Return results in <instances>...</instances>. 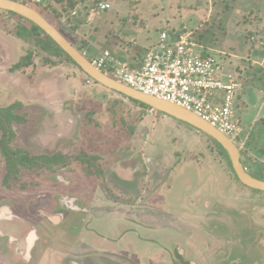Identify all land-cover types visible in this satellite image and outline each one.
Wrapping results in <instances>:
<instances>
[{
    "label": "rangeland",
    "instance_id": "rangeland-1",
    "mask_svg": "<svg viewBox=\"0 0 264 264\" xmlns=\"http://www.w3.org/2000/svg\"><path fill=\"white\" fill-rule=\"evenodd\" d=\"M19 1L58 28L69 25L60 31L79 50L90 42L124 63L131 54L148 53L162 31L183 27L205 48L224 53L225 70L243 84L235 108L244 126L241 161L264 181V0H93V5L105 1L111 8L89 22L88 7L80 9L85 24L62 6L54 11L46 9L48 3ZM25 24L0 10V210L10 202L17 204V213L38 223H30L29 230L39 228L43 225L35 215L46 213V203H40L46 195L53 212L57 201L50 194L61 200L74 196V189L78 195L77 186L85 199L89 189L97 192L93 201L101 208L93 211L97 225H102L95 231L100 230L102 238L111 237V228L121 222L116 218L127 216L130 222L145 216L143 226L125 219L129 228L118 234L125 229L144 232L139 247L144 245L150 258L159 256L162 247H178L197 264H258L254 261L264 259V192L236 179L214 140L115 91L98 94L97 89H107L88 83L77 65L43 49V36L35 41L20 38ZM25 58L28 65L14 70ZM24 154L27 163L21 160ZM62 175L71 181L69 189L54 183ZM115 186L127 192L128 203L141 201L142 209L125 206L127 214L112 208ZM13 211L6 222L16 220ZM14 224L19 226V221ZM19 227L6 233L11 243L27 235ZM80 227L77 221L50 227V247L70 252L74 239L83 235ZM98 240L111 249L110 242ZM6 242L0 238V264L12 262ZM82 244L77 248H88ZM232 249L251 263L228 262ZM37 253L42 255L41 250ZM39 263L41 258L34 256L33 264Z\"/></svg>",
    "mask_w": 264,
    "mask_h": 264
},
{
    "label": "built area",
    "instance_id": "built-area-1",
    "mask_svg": "<svg viewBox=\"0 0 264 264\" xmlns=\"http://www.w3.org/2000/svg\"><path fill=\"white\" fill-rule=\"evenodd\" d=\"M31 1L42 5L51 0ZM110 8L109 3H101L91 8V13L100 15ZM193 34L187 27L173 33L161 32L137 68L129 67L108 50L80 52L95 69L115 81L195 114L243 148L244 126L235 109L243 84L238 76L225 70V54L205 48Z\"/></svg>",
    "mask_w": 264,
    "mask_h": 264
},
{
    "label": "flooded vegetation",
    "instance_id": "flooded-vegetation-1",
    "mask_svg": "<svg viewBox=\"0 0 264 264\" xmlns=\"http://www.w3.org/2000/svg\"><path fill=\"white\" fill-rule=\"evenodd\" d=\"M26 154V153H25ZM24 155H20L21 160L25 161V163L28 162V158ZM80 171H77V173ZM79 174V173H78ZM67 177V176H66ZM74 179V176H73ZM98 181V179H97ZM120 181V180H119ZM58 187L69 189V187L72 186L71 181H67L64 175H62V178H59V182H54ZM64 185V186H61ZM120 187V186H119ZM76 189L78 190V195L76 194V191L74 189L73 193L74 196H65L59 199L58 195L56 194H50L52 198H54L57 201V207L56 210L52 212V209L49 207V200L48 195L47 200L40 202L41 204L46 203V213L38 211L36 212L35 217H39L40 225L43 226H37V228H33L29 230L30 223L38 224L32 216L24 217V215H21L17 213L16 210L19 207H16L12 202H10V206H5L3 209L0 210V238H5L7 240L6 246L9 249L11 253V261H7V264H19V259L22 261V264H33L34 256H37L38 261H40L41 258V264L42 261L43 264L51 263V264H67L70 262V264H170V262H173V264H197L198 262H193L192 260L188 259L186 250H181L178 247H175L174 249L170 248H161V254L153 255L152 258L148 257L149 255L146 249H144V245L140 248L139 245L144 242V232L141 233L140 230L137 229L136 232L125 229L122 234H118L121 229L126 224H123L122 221H125L127 219L128 223L131 225H134L136 223V226L144 224L145 216L141 217V219H138L140 217H136L135 219H138L137 221L134 220V218L131 219L129 222V218L127 216L121 217L115 220L119 223L115 222V227L111 228V237H105L102 238V234L100 233V230L95 231L96 228L100 227L102 223H99L97 225L96 215L93 210L101 208L97 207L95 204L96 201H93V198L96 199L97 192H93L92 189H89V198L85 199L81 194V189H79L76 186ZM117 189V190H116ZM105 190V189H104ZM113 192L116 194L117 200H110L112 201L111 205L114 209L121 210L122 213H127V210L123 212V210L126 208H136V209H142L140 204L141 201L137 200V205H134L133 203H128L127 201V192L123 189H119L118 187L114 188ZM110 194V191H108ZM103 196H106L105 193H103ZM36 198V197H34ZM25 202V201H24ZM31 203L29 201L26 203V207ZM130 204V205H129ZM44 205V204H43ZM127 206V207H125ZM105 206H102V208ZM125 207V208H124ZM31 208V207H30ZM11 209H13L16 213V220L14 221H5V216L8 214L10 215ZM21 209V208H20ZM142 210L138 211L141 213ZM143 213V212H142ZM20 217V218H19ZM34 217V218H35ZM18 219V220H17ZM4 220V221H2ZM136 221L135 223H132V221ZM19 221V226L23 228L21 232H25L27 235L21 240L20 237H15L14 242L11 243V239L8 238L9 234H6L8 232H14L17 227L14 223H17ZM47 221V223H46ZM70 221H77L79 223V227L83 225V229L81 231V237L78 239H74V245L72 250L69 252L67 251V247H64L63 249H54L53 247H50V236L53 233H49L50 227L59 228L61 226H64L67 222ZM60 222L59 224H56ZM6 223V224H5ZM48 225V226H47ZM128 225V224H127ZM123 226V227H122ZM19 227V228H20ZM129 228V227H128ZM81 227L78 229L80 231ZM88 230V231H87ZM43 233V234H40ZM51 232V231H50ZM89 232V233H87ZM60 234V231L57 233V235ZM63 235V234H62ZM59 235V236H62ZM58 236V237H59ZM135 238V240L132 239ZM93 237V240L90 241L92 244H94V241H96L95 246L88 247V248H77V245L81 244L83 241H89L90 238ZM98 239H101L104 242H110L112 244L111 249H106L101 242H99ZM9 240V241H8ZM236 240V239H235ZM133 241L136 243H133ZM11 245L13 246H10ZM68 243V242H67ZM100 244L101 247H98ZM90 246L88 242H83L82 246ZM76 246V248H75ZM234 246V244H233ZM41 250L42 255H39L37 252ZM23 253V254H21ZM75 253V254H74ZM3 256V254H2ZM216 256V255H215ZM213 257V256H212ZM233 258V259H231ZM3 259V257H2ZM211 261V256H210ZM243 260L245 263H251L246 261L245 258L240 257L237 251L232 249L229 254V258L227 259L228 262L231 260ZM209 262V261H208ZM253 263V262H252ZM254 263L258 264H264V259L262 261H254ZM40 264V263H39Z\"/></svg>",
    "mask_w": 264,
    "mask_h": 264
},
{
    "label": "water",
    "instance_id": "water-1",
    "mask_svg": "<svg viewBox=\"0 0 264 264\" xmlns=\"http://www.w3.org/2000/svg\"><path fill=\"white\" fill-rule=\"evenodd\" d=\"M0 10L14 13L23 17L31 23L37 25L44 31L75 63L76 65L94 82L103 87L118 92L127 98L140 102L154 111L170 116L181 121L194 129L209 136L217 142L228 154L234 173L239 181L246 187L264 192V181L249 173L241 161V151L229 138L219 132L217 129L206 123L195 114L178 107L174 104L164 102L160 99L146 96L132 88L121 84L108 75L95 69L89 61L82 55L78 48L64 36L48 19L40 14L33 7L14 1L0 0Z\"/></svg>",
    "mask_w": 264,
    "mask_h": 264
},
{
    "label": "trees",
    "instance_id": "trees-1",
    "mask_svg": "<svg viewBox=\"0 0 264 264\" xmlns=\"http://www.w3.org/2000/svg\"><path fill=\"white\" fill-rule=\"evenodd\" d=\"M14 1H17V2H20V3H23V4H26L28 5V3H26L25 1H19V0H14ZM79 0H52L51 2H49L47 5H46V9H55L54 11H57L56 10V7H59V6H62V9H65L64 11L65 12H69V11H75V9L77 8V6L79 5ZM96 6V5H95ZM39 12V11H38ZM64 12V13H65ZM13 16H16L18 17L19 19H23L26 23H28L29 25H26L25 26H21V30L19 31V37L22 38V39H25L24 37L25 36H28L29 38L31 37L30 40H36V39H40L41 36H43V40L41 39V43L42 44V47L43 49L47 50V51H50L53 53L54 56L56 57H63L65 58V60L69 61L70 63L72 64H75L76 63L44 32L42 31L37 25L31 23L30 21H28L27 19L23 18V17H20L14 13H10V12H7ZM40 14H42L41 12H39ZM43 15V14H42ZM44 16V15H43ZM45 17V16H44ZM46 18V17H45ZM47 19V18H46ZM55 26V25H54ZM56 27V26H55ZM60 28L56 27L59 31L60 29H64L65 27L63 26L62 28V25H59ZM66 29V28H65ZM43 41V42H42ZM28 65L29 61L26 60V58L23 60V62H21L20 64H17L15 65L14 67V70L15 69H19L23 66H25V64ZM13 70V71H14ZM96 83V82H95ZM135 101V100H134ZM138 105L142 106L143 108H147L149 110H151V108H149L148 106L140 103V102H137L135 101ZM2 115H0V119H1ZM213 140V139H212ZM216 144L218 145L220 151H221V154L225 157V159L229 162L230 164V169L232 170L233 174L235 175L236 179L239 181V179L237 178L236 174L234 173V170H233V167H232V163H231V160L228 156V154L226 153V151L216 142ZM247 168V167H246ZM240 182V181H239ZM242 184V183H241ZM243 185V184H242ZM244 186V185H243Z\"/></svg>",
    "mask_w": 264,
    "mask_h": 264
},
{
    "label": "crops",
    "instance_id": "crops-1",
    "mask_svg": "<svg viewBox=\"0 0 264 264\" xmlns=\"http://www.w3.org/2000/svg\"><path fill=\"white\" fill-rule=\"evenodd\" d=\"M91 1H93V0H79V5L77 6V8L75 9V11H73L72 12V15L75 13L76 15L75 16H77L78 18V21L80 22L81 21V24H85V21L86 20H84L83 21V19L82 18H80L79 17V10L80 9H82V8H84V10L85 9H87L86 7H88V10L86 11V12H88V14H86V12H85V15H87V21L89 22V18H92L93 16H95V15H93L92 13H91V8H93L95 5H93L92 4V2ZM89 3H91L90 5H89ZM101 3H107V2H105V1H102ZM100 3V4H101ZM100 4H98V5H96V6H99ZM108 11V10H107ZM107 11H105V12H107ZM105 12H103V13H105ZM102 13V14H103ZM74 16V15H73ZM63 26H64V24H63ZM68 27H70L69 25H67L65 28L67 29ZM83 29V28H82ZM78 30H80V29H78ZM77 31V30H76ZM72 32H74V31H72ZM163 32V31H162ZM72 34V33H71ZM73 38H74V36H73ZM75 39V38H74ZM157 41H158V39L154 42V45L157 43ZM116 45V44H115ZM96 48L97 47H95L94 46V44H92V43H90V42H88V45L87 46H85L84 48H80L81 50H79V51H82L83 49H87L89 52H91L92 54H96V53H98V50H96ZM98 49V48H97ZM116 49L117 50H119L120 51V49H119V47L116 45ZM104 50H108V49H104ZM109 51V50H108ZM111 52V51H110ZM113 54V53H112ZM146 54H147V52H145L144 54H139V53H134V54H131L129 57H128V61H129V63H126L129 67H131V68H137V67H139L141 64H142V62H143V60H144V58H145V56H146ZM116 57V56H115ZM116 58H118L119 60L121 59V58H119V57H116ZM122 60V59H121ZM123 61V60H122ZM86 75V74H85ZM87 76V75H86ZM89 78V77H88ZM102 86V85H101ZM107 89V88H106ZM111 91H113V90H110V89H107V90H101V89H97V93L98 94H100V95H105L106 94V92H109V93H112ZM114 93H116L115 95H118L119 97L122 95V94H117L118 92H114ZM122 97V96H121ZM125 97V96H124ZM91 238H90V240L88 241H83V242H88L89 243V245L90 246H88V247H93V246H95L94 244H92L91 242ZM80 243L82 244V242L80 241Z\"/></svg>",
    "mask_w": 264,
    "mask_h": 264
}]
</instances>
